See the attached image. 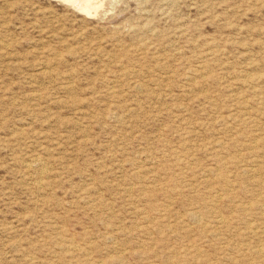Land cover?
I'll use <instances>...</instances> for the list:
<instances>
[{
  "label": "rangeland",
  "instance_id": "rangeland-1",
  "mask_svg": "<svg viewBox=\"0 0 264 264\" xmlns=\"http://www.w3.org/2000/svg\"><path fill=\"white\" fill-rule=\"evenodd\" d=\"M68 1L0 0V264H264V0Z\"/></svg>",
  "mask_w": 264,
  "mask_h": 264
},
{
  "label": "bare ground",
  "instance_id": "bare-ground-1",
  "mask_svg": "<svg viewBox=\"0 0 264 264\" xmlns=\"http://www.w3.org/2000/svg\"><path fill=\"white\" fill-rule=\"evenodd\" d=\"M66 1H67V0H66ZM69 1H73V0H69ZM69 1H68V2H69ZM85 1H86V0H85ZM78 2H79V1H78ZM81 2H84V1L81 0ZM69 3H72V2H69ZM74 3H75V2H73V4H74ZM87 3H90V2H87ZM87 5H88V4H84V3H82V5H81V7L83 6V7H82V10H84L85 7H86V9H87ZM79 6H80V5H79ZM79 6H78V7H79ZM88 6H89V5H88ZM91 6H92V5H91ZM91 6H90V7H91ZM92 9H93V8H92ZM88 10H89V9H88ZM93 10H94V9H93ZM85 12H86V11H85ZM87 12H88V11H87ZM128 29H129V28H128ZM198 70H199V69H198ZM188 71H189V70H188ZM190 72H191V71H190ZM194 72H196V71H194ZM245 72H246V71H245ZM247 73H248V72H247ZM187 76H188V74H187ZM192 76H193V75H192ZM244 76H245V75H244ZM246 76H247V75H246ZM190 77H191V76H190ZM190 77H189V78H190ZM194 77H195V76H194ZM197 77H198V76H197ZM198 78H199V77H198ZM242 78H243V77H242ZM191 79H192V78H191ZM202 81H203V80H202ZM202 87H203V86H202ZM109 88H111V87H109ZM112 88H113V87H112ZM258 91H259V90H258ZM258 91H257V92H258ZM258 93H259V92H258ZM259 94L261 95V93H259ZM236 98H237V97H236ZM236 98H235V101H236ZM261 100H262V99H261ZM263 100H264V99H263ZM240 101H241V100H240ZM257 102H259V101H257ZM234 104H235V103H234ZM236 104H238V103H236ZM239 104H240V103H239ZM244 104H245V102H244ZM245 105H246V104H245ZM250 105H251V104H250ZM237 106H238V105H237ZM261 106L263 107V105H261ZM233 107H234V106H233ZM235 107H236V105H235ZM242 107H243V106H242ZM242 107H241V109H242ZM250 107H251V106H250ZM259 107H260V105H259ZM239 108H240V107H239ZM260 108H261V107H260ZM230 109H231V108H230ZM237 109H238V108H237ZM244 109H245V108H244ZM244 109H243V110H244ZM262 109H263V108H262ZM246 110H248L247 107H246ZM259 110H260V109H259ZM233 111H234V110H233ZM233 111H231L230 113H233ZM244 111H245V110H244ZM263 111H264V110H263ZM238 112H239V111H238ZM249 112H250V111H249ZM257 112H258V109H257ZM257 112H256V114H257ZM228 113H229V112H228ZM228 113H227V114H228ZM234 113H235V112H234ZM258 113H259V112H258ZM263 113H264V112H263ZM263 113H262V114H263ZM259 114L261 115V113H259ZM241 115H242V114H241ZM218 116H219V115H218ZM234 116H235V114H234ZM239 116H240V115H239ZM245 116H246V114H245ZM245 116H244V117H245ZM221 117H222V116H221ZM232 117H233V116H232ZM236 117H237V116H236ZM236 117H235V118H236ZM262 117H263V115H262ZM226 118H227V117H226ZM238 118H240V117H237V119H238ZM219 119H220V117H219ZM222 119H223V117L221 118V120H222ZM230 119H232V118L230 117ZM233 120H234V119H233ZM238 120H239V119H238ZM238 120H237V123H239ZM234 121H236V120H234ZM240 121H241V120H240ZM244 121H245V120H244ZM249 121H250V120H249ZM233 123H234V122H233ZM240 123H241V122H240ZM226 124H227V123H226ZM234 124H236V123H234ZM247 124H249V123H247ZM234 126H235V125H234ZM227 127H228V126H227ZM229 128H230V127H229ZM232 129H233V128H232ZM256 130H257V129H256ZM257 132H258V131H257ZM259 132H260V130H259ZM255 133H256V132H255ZM234 134H235V133H234ZM256 135H257V134H256ZM258 135H260V134H258ZM262 135L264 136V134H261L260 136H262ZM251 136H252V135H251ZM260 136H259V138H260ZM249 137H250V136H249ZM253 137H254V136H253ZM251 138H252V137H251ZM254 138H255V137H254ZM259 138H258V139H259ZM215 141H216V140H215ZM217 141H218V139H217ZM251 141H252V140H251ZM245 142H247V141H245ZM245 142H242V143H245ZM213 143H214V142H213ZM239 143H240V142H239ZM208 144H209V143H208ZM210 144H211V143H210ZM240 144H241V143H240ZM249 144H250V143H249ZM205 145H206V144H205ZM260 146H261V145H260ZM217 147H218V146H217ZM240 147H241V145H240ZM240 147H239V148H240ZM247 147H248V145H247ZM250 147H252V146H250ZM241 148H243V146H242ZM260 148H261V147H260ZM262 148H263V147H262ZM244 149H246V148H244ZM244 149H243V150H244ZM257 149H258V147H257ZM211 150H213V149H211ZM223 150H224V149H223ZM227 150H228V149H227ZM238 150H239V149H238ZM248 150H249V149H248ZM209 151H210V149H209ZM241 151H242V150H240V152H241ZM257 151H262V150H257ZM233 152H234V151H233ZM235 152H236V151H235ZM254 152H255V151H254ZM214 153H215V152H214ZM228 153H229V152H228ZM262 153H263V152H261V154H262ZM221 154H222V153H221ZM226 154H227V153H226ZM226 154H225V155H226ZM235 154H237V153H235ZM249 154H250V153H249ZM256 154H257V153H256ZM259 154H260V152H259ZM261 154H260V155H261ZM223 155H224V154H223ZM34 157H35V156H34ZM236 157H238V156H235V159H236ZM250 157H251V156H250ZM258 157H260V156H258ZM221 158H222V157H221ZM243 158H244V157H243ZM253 158H256V157L254 156ZM253 158H251V159H253ZM33 159H34V158H33ZM256 159H257V158H256ZM39 160H41V159H39ZM182 160H183V159H182ZM230 160H231V158H230ZM248 160H249V159H248ZM35 161H36V159H35ZM179 161H180V159H179ZM222 161H223V160H222ZM238 161H240V160H238ZM243 162H244V161H243ZM250 162H252V161H250ZM253 162H254V161H253ZM26 163H27V162H25V164H26ZM219 163H220V162H219ZM233 163H234V162H233ZM238 163H239V162H238ZM240 163H241V162H240ZM243 164H244V163H243ZM212 165H213V164H212ZM250 165H251V164H250ZM250 165H249V166H250ZM29 166H31V165H29ZM179 166H180V165H179ZM226 166H227V165H226ZM233 166H234V165H233ZM243 166H245V165H243ZM243 166H242V167H243ZM247 166H248V165H247ZM24 167H25V166H24ZM26 167H27V166H26ZM39 167H40V166H39ZM41 167H42V166H41ZM221 167H222V166H221ZM223 167H224V166H223ZM45 168H46V167H45ZM219 168H220V167H219ZM261 168H262V166H261ZM43 169H44V168H43ZM217 169H218V167H217ZM224 169H225V168H224ZM228 169H229V167H228ZM250 169H251V168H250ZM232 170H233V169H232ZM262 170H263V169H262ZM38 171H39V170H38ZM40 171H42V170H40ZM205 171H206V170H205ZM211 171H212V170H211ZM213 171H214V170H213ZM213 171H212V172H213ZM247 171H248V170H247ZM212 172H211V173H212ZM243 172H244V171H243ZM40 173H41V172H40ZM206 173H207V172H205V174H206ZM227 173H228V171H227ZM263 173H264V172H263ZM242 174H243V173H242ZM212 175H213V174H212ZM212 175H211V177H212ZM38 176H39V175H38ZM158 176H159V175H158ZM202 176H203V175H202ZM207 177H208V176H207ZM223 177H224V176H223ZM39 178H40V177H39ZM151 178H152V177H151ZM203 178H204V176H203ZM35 179H36V178H35ZM242 179H244V178H242ZM219 180H220V179H219ZM219 180H218V181H219ZM226 180H228V179H226ZM229 180H230V179H229ZM38 181H39V179H38ZM38 181H37V182H38ZM202 181H203V180H202ZM204 181H205V180H204ZM218 181H217V183H218ZM243 181H244V180H243ZM39 182H40V181H39ZM205 183H206V182H205ZM205 183H204V184H205ZM208 183H209V182H208ZM243 183H244V182H243ZM32 184H33V183H32ZM219 184H221V182H220ZM253 184H254V183H253ZM37 185H38V184H37ZM37 185H36V186H37ZM39 185H40V184H39ZM151 185H152V184H151ZM205 185H206V184H205ZM244 185H245V184H244ZM255 185H256V184H255ZM145 186H146V185H144V187H145ZM249 186H250V184H249ZM251 186H252V185H251ZM37 187H38V186H37ZM129 187H130V186H129ZM227 187H228V186H227ZM236 187H237V186H236ZM242 187H243V186H242ZM210 188H211V187H210ZM244 188H245V187H244ZM141 189H142V188H141ZM143 189H144V188H143ZM93 190H94V189H93ZM207 190H208V189H207ZM215 191H216V190H215ZM221 191H222V190H221ZM221 191H220V192H221ZM223 192H225V191H223ZM240 192H241V190H240ZM212 193L214 194V192H212ZM217 193H218V192H217ZM92 194L94 195V193H92ZM260 194H261V193H260ZM87 196H88V195H87ZM94 196H95V195H94ZM96 196H97V195H96ZM130 196H131V195H130ZM169 196H170V195H169ZM169 196H168V198H169ZM219 196H220V195H219ZM144 197H145V196H144ZM238 198H239V197H238ZM209 199H210V198H209ZM235 199H237V198H235ZM246 199H247V198H246ZM91 200H93V199H91ZM95 200H97V198H96ZM203 200H204V199H203ZM93 201H94V200H93ZM226 201H227V200H226ZM259 201H260V200H259ZM203 202H204V201H203ZM208 202H209V201H208ZM213 202H214V201H213ZM228 202H229V201H228ZM228 202H227V203H228ZM237 202H238V201H237ZM88 203H89V202H88ZM211 203H212V201H211ZM222 203H224V201H223ZM222 203H221V204H222ZM86 204H87V203H86ZM86 204H85V205H86ZM155 204H156V203H155ZM164 204H165V203H164ZM202 204H204V203H202ZM159 205H161V204H159ZM205 205H206V204H205ZM262 205H264V203H263ZM211 206H212V205H211ZM224 206H225V205H224ZM228 206H229V205H228ZM156 207H157V206H156ZM222 207H223V206H222ZM226 207H227V206H226ZM259 207H260V206H259ZM87 208H88V207H87ZM158 208H159V207H158ZM197 208H198V207H197ZM204 208H205V207H204ZM204 208H203V209H204ZM212 208H213V207H212ZM220 208H221V207H220ZM257 209H258V208H257ZM213 210H214V209H213ZM229 210H230V209H229ZM152 211H154V210H152ZM152 211H151V212H152ZM252 211H253V209H252ZM262 211H263V210H262ZM262 211H261V212H262ZM163 212H164V211H163ZM184 212H185V211H184ZM201 212H202V211H201ZM166 213H167V212H166ZM259 213H260V212H259ZM138 214H139V212H138ZM159 214H160V213H159ZM176 214H177V213H176ZM197 214H198V213H197ZM225 214H226V213H225ZM227 214H228V212H227ZM153 215H154V214H153ZM189 215H190V214H189ZM199 215H200V214H199ZM165 216H166V215H165ZM165 216H164V217H165ZM154 217H155V216H154ZM175 217H176V216H175ZM188 217H190V216H188ZM194 217H195V216H194ZM218 218H219V217H218ZM234 218H235V217H234ZM154 219H155V218H154ZM166 219H167V218H166ZM192 219H193V218H192ZM242 219H243V218H242ZM142 220L145 221V218L142 219ZM180 220H182V219H180ZM222 220H223V219H222ZM257 220H258V219H257ZM262 220H263V219H262ZM196 221H197V220H196ZM234 221H235V220H234ZM235 222H236V221H235ZM145 223H146V222H145ZM163 223H165V222H163ZM179 223L181 224V222H179ZM205 223H206V222H205ZM236 223H237V222H236ZM177 224H178V223H177ZM234 224H235V223H234ZM149 225H150V224H149ZM151 225H152V224H151ZM166 225H167V224H166ZM178 225H179V224H178ZM203 225H204V224H203ZM239 225H240V223H239ZM189 226H190V225H189ZM178 227H179V226H178ZM178 227H177V228H178ZM166 228H167V227H166ZM179 228H180V227H179ZM165 230H166V229H165ZM263 230H264V229H263ZM166 231H169V230H166ZM238 231H239V230H238ZM141 232H143V231H141ZM196 233H197V232H196ZM260 233H261V232H260ZM110 235H111V234H110ZM205 236H206V235H205ZM206 237H207V236H206ZM169 238H170V237H169ZM176 238H177V237H176ZM209 238H210V237H209ZM263 238H264V237H263ZM110 239H111V238H110ZM206 239H208V238H206ZM88 240H89V238H88ZM111 240H112V239H111ZM219 240H220V239H219ZM245 240H246V239H245ZM144 241H145V240H144ZM217 241H218V240H217ZM115 242H116V241H115ZM219 242H220V241H219ZM124 243H125V242H124ZM112 244H113V243H112ZM231 244H232V243H231ZM231 244H230V245H231ZM233 244H234V243H233ZM251 244H252V243H251ZM261 244H262V243H261ZM115 245H116V244H115ZM149 245H150V244H149ZM62 246H63V245H62ZM111 246H112V245H111ZM136 246H137V245H136ZM233 246H235V244H234ZM152 247H153V245H152ZM162 247H163V246H162ZM157 248H158V247H157ZM236 248H237V247H236ZM158 249H159V248H158ZM85 250H86V249H84V251H85ZM110 250H111V249H110ZM167 250H168V249H167ZM174 250H175V249H174ZM182 250H183V249H182ZM245 250H246V249H245ZM88 251H89V250H88ZM150 251H151V250H150ZM155 251H156V250H155ZM238 251H239V250H238ZM243 251H244V250H243ZM81 252H82V251H81ZM81 252H79V253H81ZM85 252H86V251H85ZM115 252H116V251H115ZM127 252H128V251H127ZM173 252H175V251H173ZM83 253H84V252H83ZM119 254H120V253H119ZM169 254H170V253H169ZM174 254H175V253H174ZM170 255H171V254H170ZM80 256H81V255H80ZM29 257H30V256H29ZM82 257H83V256H82ZM87 258H88V257H87ZM96 258H97V257H96ZM29 259H31V258H29ZM82 259H83V258H82ZM90 259H91V258H90ZM83 260H84V259H83ZM100 260H101V259H100ZM86 261H87V260H86ZM78 263H79V262H78ZM162 264H163V263H162Z\"/></svg>",
  "mask_w": 264,
  "mask_h": 264
}]
</instances>
